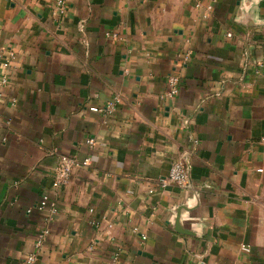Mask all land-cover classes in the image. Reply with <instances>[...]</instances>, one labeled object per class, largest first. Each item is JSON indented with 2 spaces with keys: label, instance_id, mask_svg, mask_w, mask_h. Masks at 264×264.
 Wrapping results in <instances>:
<instances>
[{
  "label": "crops",
  "instance_id": "0c3cea01",
  "mask_svg": "<svg viewBox=\"0 0 264 264\" xmlns=\"http://www.w3.org/2000/svg\"><path fill=\"white\" fill-rule=\"evenodd\" d=\"M30 255L264 264V0H0V264Z\"/></svg>",
  "mask_w": 264,
  "mask_h": 264
},
{
  "label": "built area",
  "instance_id": "2783aa9c",
  "mask_svg": "<svg viewBox=\"0 0 264 264\" xmlns=\"http://www.w3.org/2000/svg\"><path fill=\"white\" fill-rule=\"evenodd\" d=\"M169 96L175 97L179 93L181 80L178 77H171L169 80ZM113 107V104H110L108 107H106V110H110ZM94 112H98L99 109L92 108L91 109ZM89 143H92V141H89ZM197 144V142H196ZM90 159H86L83 161V163H79L76 159L69 157L67 155H63L59 159V163L57 167L54 169V180L52 184L53 189H61L62 187L66 186L74 173L75 168L77 167H87L90 165ZM164 185H176L180 188H188L189 187V173L188 170L182 160L175 161L169 171V175L167 179L163 182ZM47 207L51 208V213L54 214L57 212L55 203H52L50 201L49 192H45L42 196V199L38 205L39 210H44ZM31 210H29V213ZM244 250L246 252H249V247H244ZM35 256L30 255L27 258L26 264H35ZM118 257H115L114 263L117 264Z\"/></svg>",
  "mask_w": 264,
  "mask_h": 264
}]
</instances>
